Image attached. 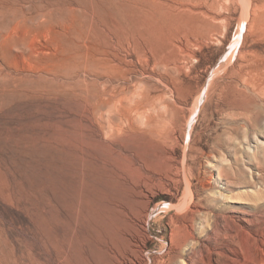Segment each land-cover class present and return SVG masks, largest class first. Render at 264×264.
Instances as JSON below:
<instances>
[{
    "label": "rangeland",
    "instance_id": "1",
    "mask_svg": "<svg viewBox=\"0 0 264 264\" xmlns=\"http://www.w3.org/2000/svg\"><path fill=\"white\" fill-rule=\"evenodd\" d=\"M52 1L0 0L1 74L51 83L29 87L22 99L0 107V172L10 185L6 193L0 190V264H69L74 252L68 214H62L58 236L64 254L56 253L37 227L43 206L36 208L15 189L29 175L38 179L51 171L50 159L28 141L42 127L41 144L54 145L56 123L66 138L80 137L70 121L75 97L61 85L85 75L58 69L60 48L69 46L57 33L68 30L47 22ZM192 5L207 12L212 5L214 33L199 30L176 42L185 50L175 48L180 70L172 63L164 67L158 56L146 66L139 54L118 48L112 35L107 52L99 54L116 73L119 62L133 82L159 97L166 120L154 114L149 125L139 123L137 148L105 165L103 184L111 187L108 203L119 210L118 222L108 234H86L78 245L81 264H264V20L246 0ZM69 35L85 45L73 30ZM100 80L118 90V74ZM102 124L89 125L88 134L98 129L103 135L108 125ZM118 181L120 197L113 201ZM53 206L51 198L47 217Z\"/></svg>",
    "mask_w": 264,
    "mask_h": 264
},
{
    "label": "bare ground",
    "instance_id": "2",
    "mask_svg": "<svg viewBox=\"0 0 264 264\" xmlns=\"http://www.w3.org/2000/svg\"><path fill=\"white\" fill-rule=\"evenodd\" d=\"M246 2L247 7H257L260 11L258 18L264 20V0ZM51 4L54 10L47 15L50 19L47 22L63 25L68 30L66 35L57 33L69 46L66 48L68 52L60 48L58 69L71 77L82 71L85 75L75 82L61 85L69 97L73 95L76 98L70 97L76 101L72 107L75 117L70 121L78 126L80 137L66 138L56 123L55 130L50 133L54 145L41 144V133L46 134L45 127H42L28 141L50 159L51 165L48 166L51 171L43 170L38 179L29 175L24 183H16L15 189L36 208L43 206L36 214L37 227L56 253L64 254V246L58 241V236L64 223L62 214H68L69 231L72 232L69 240L74 251L68 263L81 264L82 253L78 245L86 234H108L118 222L119 210L115 204L108 203V198L113 197L112 192L108 194L110 186L103 184L106 181L105 165L119 163L124 158V151L137 148L139 123L149 125L154 114L161 118L165 115L161 113L159 103L155 102L157 97H153L140 82L130 79L129 69L118 62L116 73L115 66L99 54L107 52L112 35L118 38V48L139 54L146 66H152L151 57L158 56L164 67L172 63V68L178 70L175 48L179 52L185 53V50L176 42L182 38L188 40L199 30H205L212 36L216 19L211 14L212 5L208 6V12L202 11L192 5V0H53ZM69 30L77 33L85 45L72 42ZM2 44L7 47V39ZM86 72L96 78L89 80ZM113 74H118V90L108 88L100 80L102 75L111 77ZM32 86L51 87V83L32 82L27 78L16 81L0 72V107L22 99L24 91ZM11 87L15 89L8 93ZM163 108L165 112L167 105L163 104ZM103 122L108 125L103 135L98 129L88 134L89 125L103 128ZM119 184L118 181V198L111 200L119 201ZM9 187L7 174L0 172V190L6 193ZM51 198L54 206L50 208V217H47L44 206L49 205ZM35 264L40 263L36 261Z\"/></svg>",
    "mask_w": 264,
    "mask_h": 264
}]
</instances>
